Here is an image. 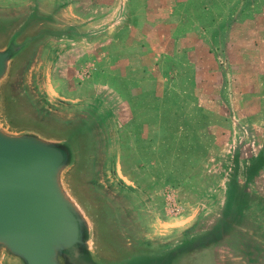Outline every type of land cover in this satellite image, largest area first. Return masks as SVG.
Listing matches in <instances>:
<instances>
[{
  "label": "water",
  "instance_id": "obj_1",
  "mask_svg": "<svg viewBox=\"0 0 264 264\" xmlns=\"http://www.w3.org/2000/svg\"><path fill=\"white\" fill-rule=\"evenodd\" d=\"M52 1L0 0V26L16 22L0 46V264H214L220 243L264 254V194L236 183H206L167 218L129 170L126 120L98 89L62 86L97 44L67 20L40 26ZM41 80L60 90L55 110L32 99Z\"/></svg>",
  "mask_w": 264,
  "mask_h": 264
},
{
  "label": "rangeland",
  "instance_id": "obj_2",
  "mask_svg": "<svg viewBox=\"0 0 264 264\" xmlns=\"http://www.w3.org/2000/svg\"><path fill=\"white\" fill-rule=\"evenodd\" d=\"M51 4L60 12L40 26L67 20L95 37L72 63L75 82L126 120L128 167L167 218L214 181L264 194V0ZM15 24L0 26V46Z\"/></svg>",
  "mask_w": 264,
  "mask_h": 264
},
{
  "label": "crops",
  "instance_id": "obj_3",
  "mask_svg": "<svg viewBox=\"0 0 264 264\" xmlns=\"http://www.w3.org/2000/svg\"><path fill=\"white\" fill-rule=\"evenodd\" d=\"M35 65H33L34 67ZM72 64L68 66L64 72H66L65 79L63 78L64 84L66 88H71L74 91H83V90H92V85H78L75 82V75L72 71ZM49 83H45L41 80V83L33 84L31 87L32 99L36 102V106H39L42 109L48 108V106L52 107L54 110L56 109V104L52 101H56L57 92L60 91L59 88L52 86ZM63 90V89H62ZM130 162V160H129ZM129 170L134 173V170L129 168ZM192 183H194L192 181ZM180 215L171 217V219H177ZM250 247L252 248V252H250ZM258 250V252H255ZM259 250H262L257 246H242L239 244H229L228 247L224 246L222 243L216 245L211 253V260H214V264H264V254L260 253ZM231 257V259L237 260V262H230L224 260L225 257ZM235 257V258H232Z\"/></svg>",
  "mask_w": 264,
  "mask_h": 264
}]
</instances>
